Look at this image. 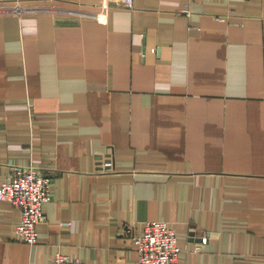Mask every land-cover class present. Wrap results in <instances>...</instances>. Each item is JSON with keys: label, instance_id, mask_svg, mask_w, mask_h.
<instances>
[{"label": "crops", "instance_id": "1", "mask_svg": "<svg viewBox=\"0 0 264 264\" xmlns=\"http://www.w3.org/2000/svg\"><path fill=\"white\" fill-rule=\"evenodd\" d=\"M18 4L0 11V185L38 167L51 199L34 246L0 201V264H138L129 231L152 220L177 264H264V0H0Z\"/></svg>", "mask_w": 264, "mask_h": 264}, {"label": "built area", "instance_id": "2", "mask_svg": "<svg viewBox=\"0 0 264 264\" xmlns=\"http://www.w3.org/2000/svg\"><path fill=\"white\" fill-rule=\"evenodd\" d=\"M126 7L131 8L133 0H123ZM24 7L16 5L14 10L0 11L15 12ZM98 15V18L104 16ZM188 14V9L183 14ZM102 15V16H101ZM111 158H105L100 163V171L107 172L114 165ZM51 199V184L48 173L34 167H19L0 185V201L10 203L20 211V222L16 226V234L24 243L34 246L38 242L37 227L45 221L44 205ZM62 226L68 223H61ZM131 239L138 254V264H177L183 252L177 243V234L162 220H152L144 223L141 234H131ZM203 243L206 242L204 238ZM46 264H85L81 259L69 257L57 252L53 260Z\"/></svg>", "mask_w": 264, "mask_h": 264}]
</instances>
